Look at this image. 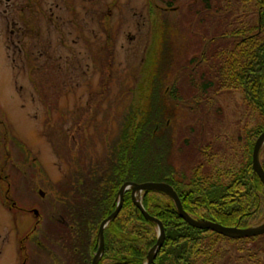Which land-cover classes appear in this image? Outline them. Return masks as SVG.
<instances>
[{
	"label": "trees",
	"instance_id": "obj_1",
	"mask_svg": "<svg viewBox=\"0 0 264 264\" xmlns=\"http://www.w3.org/2000/svg\"><path fill=\"white\" fill-rule=\"evenodd\" d=\"M223 1L148 0L151 40L134 90L136 99L123 109L115 134L104 135L103 151L95 152L92 135L79 130L71 157L69 151L60 153L68 166L61 179L47 178L38 161L31 164V169L41 168L45 177L41 183L52 192L37 193L33 182L27 191L16 188L14 195L21 197L25 208L6 191L7 185L1 190L9 209L36 213L37 231L31 235L34 245L44 249L45 264L53 256L57 264H91L99 247L100 224L115 211L119 190L127 182L169 183L185 210L197 219L239 228L264 220V184L252 162L256 138L264 131V0ZM183 3L196 22H180ZM226 11L230 16L222 24H205L207 18L220 21L219 14ZM25 32L30 37L31 31ZM35 62L29 59L33 68ZM233 90L241 92L245 110L256 120L243 128L240 138L237 135L244 158L236 162L226 158V149L220 152L211 143L192 142L193 115L189 114L196 113L202 101L213 102L214 96ZM80 126L86 128L83 122ZM9 144L26 154L23 142L7 136L3 155L17 153ZM216 155L220 156L213 163ZM259 160L264 168V146ZM24 178L16 172L13 187ZM141 197L143 208L165 229L152 264H221L225 239L237 242L242 257L264 264V256L259 255H264V233L225 236L190 225L163 191L145 190ZM103 231L104 251L97 264H143L158 238V224L144 216L131 189L125 191L118 215ZM238 242L252 243L242 248Z\"/></svg>",
	"mask_w": 264,
	"mask_h": 264
},
{
	"label": "rangeland",
	"instance_id": "obj_2",
	"mask_svg": "<svg viewBox=\"0 0 264 264\" xmlns=\"http://www.w3.org/2000/svg\"><path fill=\"white\" fill-rule=\"evenodd\" d=\"M147 3L148 0H0V155L7 149L2 148L7 136L26 145L25 155L9 144L17 153L0 156V192L7 185L6 191L25 208L21 197L14 195L16 188L27 191L33 182L37 193L39 189L52 192L41 183L45 180L41 168L47 178L61 179L68 166L60 153L69 151L71 157L79 130L92 135L95 152L103 151L104 135L115 134L123 109L136 99L134 90L139 86L151 40ZM186 6L183 3L179 12L183 25L196 22L194 18L190 20ZM200 15L201 12L196 17ZM219 16L220 21L207 18L205 24H222L230 15L226 11ZM33 19L34 24L26 21ZM26 28L31 31L30 37ZM29 59L36 61L34 68ZM186 87L185 82L183 88ZM241 96L238 90L223 92L214 96L213 102L202 101L196 113H189L193 115L192 142L207 146L211 143L220 152L226 149L229 160H243L237 135L240 138L245 134L243 128L252 127L256 120L245 110ZM82 122L85 129L80 126ZM57 143L58 151L54 148ZM219 156L212 162L217 163ZM33 160L41 168L31 169ZM16 172L25 178L13 187ZM1 196L0 193V264H45L44 249L32 240L37 231L36 213L9 209ZM251 243L238 245L248 248ZM236 244L223 240L225 255L221 264H257L242 257ZM49 261L48 264H57L54 256Z\"/></svg>",
	"mask_w": 264,
	"mask_h": 264
},
{
	"label": "water",
	"instance_id": "obj_3",
	"mask_svg": "<svg viewBox=\"0 0 264 264\" xmlns=\"http://www.w3.org/2000/svg\"><path fill=\"white\" fill-rule=\"evenodd\" d=\"M264 146V131L256 138V142L254 144L253 154H252V162H253V168L254 171L258 174L261 181L264 184V168L262 166L260 159V151L262 147ZM131 189L132 191V197L134 199L135 204L141 209L144 216L147 219L153 220L158 224V238L156 244L150 249L147 259L143 264H152L154 262L155 256L159 249L161 248L164 238H165V229L163 228V223L154 216L150 215L145 208H143L142 203V193L145 190H160L171 196L173 199L178 214L187 221L190 225L198 227V228H207L210 230H213L215 232H218L220 234H224L225 236L230 237H250V236H257L262 233H264V221L258 225H253L246 228H239L235 226H225L219 222L213 221V220H206V219H197L193 217L191 214H189L185 208L182 206L181 199L177 193V191L174 189L172 185H169L167 182L163 181H146L142 183H136V182H127L124 183L120 190H119V196L117 207L114 212H112L108 218H105L99 227V247L96 253L93 256L91 264H97L99 259L102 257L103 251H104V229L107 226V224L111 221V219L115 218L122 206L123 199H124V193L126 190ZM138 193V194H137Z\"/></svg>",
	"mask_w": 264,
	"mask_h": 264
},
{
	"label": "flooded vegetation",
	"instance_id": "obj_4",
	"mask_svg": "<svg viewBox=\"0 0 264 264\" xmlns=\"http://www.w3.org/2000/svg\"><path fill=\"white\" fill-rule=\"evenodd\" d=\"M26 30H27V31H30V29H29V28H26V29H25V31H26ZM24 33H25V32H24ZM42 192H43V191H42ZM44 192H45V191H44ZM44 192H43V194L45 195V193H44Z\"/></svg>",
	"mask_w": 264,
	"mask_h": 264
},
{
	"label": "bare ground",
	"instance_id": "obj_5",
	"mask_svg": "<svg viewBox=\"0 0 264 264\" xmlns=\"http://www.w3.org/2000/svg\"><path fill=\"white\" fill-rule=\"evenodd\" d=\"M259 178H260V177H259ZM260 180H261V179H260ZM137 194H138V193H137ZM262 222H263V221H262ZM262 222H261V223H262Z\"/></svg>",
	"mask_w": 264,
	"mask_h": 264
}]
</instances>
